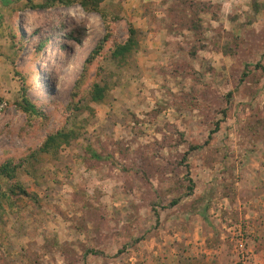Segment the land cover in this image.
I'll return each mask as SVG.
<instances>
[{
  "label": "rangeland",
  "instance_id": "374dc122",
  "mask_svg": "<svg viewBox=\"0 0 264 264\" xmlns=\"http://www.w3.org/2000/svg\"><path fill=\"white\" fill-rule=\"evenodd\" d=\"M41 1L0 0V164L75 136L0 178L29 193L2 205L0 264H264V0Z\"/></svg>",
  "mask_w": 264,
  "mask_h": 264
},
{
  "label": "trees",
  "instance_id": "16d2710c",
  "mask_svg": "<svg viewBox=\"0 0 264 264\" xmlns=\"http://www.w3.org/2000/svg\"><path fill=\"white\" fill-rule=\"evenodd\" d=\"M102 0H43L40 3H30L27 7L30 9H46L50 8L54 5H63V6H71L73 4H77L83 11L85 12H97L101 17H103L102 11L99 8V4ZM86 30L83 26H77L75 28H71L67 31L64 36L67 39L73 40L77 44L81 43L85 36ZM137 30L132 26H127V32L122 41L113 42V47L110 50V57L117 58L119 60L124 59L128 54L137 50L138 48V40H137ZM110 34L107 31L101 36V38L97 41L95 46L88 52L86 58L84 59V64L90 62L96 55H98L100 49L105 41L109 39ZM47 41V36L42 37L39 36L38 41L35 44V51H41ZM83 66L81 73L79 74L76 81H78L79 77H83L84 73ZM21 93L19 96V102L16 103L17 107L27 116V117H40L43 116L42 108L35 106L26 96L25 89L22 86L20 88ZM104 86L99 85L97 83H93L91 85V89L89 92V98L91 101L97 102L102 100L104 95ZM75 136L72 130L63 131V130H55L54 132L48 133L43 138L41 144L33 150H30L22 159L12 162V159H6L0 164V178H5L9 180H13L15 177V170L18 167H21L24 163H34L38 154H50L54 155L56 153L57 148H59L62 144H67L70 139ZM195 148V147H194ZM192 149V148H190ZM187 194L191 193V185L187 186ZM25 195L29 196V193L25 191L16 181L12 182L7 188L2 189L0 186V212L4 210L3 204L6 206H11L14 196ZM176 199L170 202V205H174L176 203ZM205 207H201L199 209V214L204 213Z\"/></svg>",
  "mask_w": 264,
  "mask_h": 264
},
{
  "label": "built area",
  "instance_id": "2783aa9c",
  "mask_svg": "<svg viewBox=\"0 0 264 264\" xmlns=\"http://www.w3.org/2000/svg\"><path fill=\"white\" fill-rule=\"evenodd\" d=\"M5 106V103L3 101H0V110Z\"/></svg>",
  "mask_w": 264,
  "mask_h": 264
},
{
  "label": "crops",
  "instance_id": "0c3cea01",
  "mask_svg": "<svg viewBox=\"0 0 264 264\" xmlns=\"http://www.w3.org/2000/svg\"><path fill=\"white\" fill-rule=\"evenodd\" d=\"M138 16L142 18L141 20H144V16H143L142 14L139 13ZM139 17H138V18H139ZM138 27H141V26H138ZM138 27H137V28H138ZM144 31H145V30H144Z\"/></svg>",
  "mask_w": 264,
  "mask_h": 264
}]
</instances>
